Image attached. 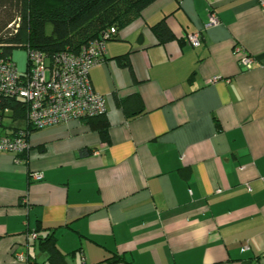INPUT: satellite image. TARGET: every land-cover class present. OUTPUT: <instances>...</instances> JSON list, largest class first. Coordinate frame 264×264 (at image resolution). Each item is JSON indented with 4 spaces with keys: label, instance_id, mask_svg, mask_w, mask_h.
<instances>
[{
    "label": "crops",
    "instance_id": "crops-1",
    "mask_svg": "<svg viewBox=\"0 0 264 264\" xmlns=\"http://www.w3.org/2000/svg\"><path fill=\"white\" fill-rule=\"evenodd\" d=\"M89 77L106 98L107 140L72 119L31 130L20 154L0 150V264H49V234L63 264H264L259 0H154Z\"/></svg>",
    "mask_w": 264,
    "mask_h": 264
},
{
    "label": "built area",
    "instance_id": "built-area-1",
    "mask_svg": "<svg viewBox=\"0 0 264 264\" xmlns=\"http://www.w3.org/2000/svg\"><path fill=\"white\" fill-rule=\"evenodd\" d=\"M264 7V0H259ZM215 12L208 13V25L216 24ZM116 28L103 30L94 41L82 46L77 53L60 51L48 60L38 50L27 48V65L19 73L10 56H0V150L20 154L29 147L28 135L33 129H41L72 119L90 118L104 115L106 98L96 92L91 84L89 70L103 60L106 42L114 38ZM187 43L197 46L200 43L197 32L185 35ZM238 64L245 69L252 68L253 57L236 46ZM6 98H15L25 107L24 126L10 127L3 119L11 113L4 104ZM15 162L20 159L15 158ZM40 179L41 174H33ZM35 237V234H31ZM18 257H22L18 254ZM81 264L84 262L81 257Z\"/></svg>",
    "mask_w": 264,
    "mask_h": 264
},
{
    "label": "trees",
    "instance_id": "trees-1",
    "mask_svg": "<svg viewBox=\"0 0 264 264\" xmlns=\"http://www.w3.org/2000/svg\"><path fill=\"white\" fill-rule=\"evenodd\" d=\"M154 0H0V56H10L14 47L38 50L49 61L60 51L77 53L111 26L118 30L139 16ZM158 42L171 39L172 33L161 20L152 26ZM114 36V37H115ZM118 62L128 66L126 56ZM27 65V62H26ZM120 106L126 109V103ZM11 109L12 119H23L25 107L15 98L4 102ZM92 130L107 140L108 122L104 115L82 118ZM15 128V127H13ZM84 149L81 153L86 154ZM39 246L47 251L49 264H63L52 234L40 239ZM121 258L112 256L102 264H114Z\"/></svg>",
    "mask_w": 264,
    "mask_h": 264
},
{
    "label": "rangeland",
    "instance_id": "rangeland-1",
    "mask_svg": "<svg viewBox=\"0 0 264 264\" xmlns=\"http://www.w3.org/2000/svg\"><path fill=\"white\" fill-rule=\"evenodd\" d=\"M12 61L16 65V69L19 73H22L26 69V62H27V51L23 47H14L11 53ZM11 114H7V117L3 119V124L5 126L10 127H23L24 120L23 119H12Z\"/></svg>",
    "mask_w": 264,
    "mask_h": 264
}]
</instances>
